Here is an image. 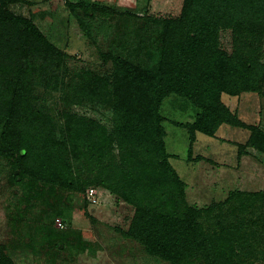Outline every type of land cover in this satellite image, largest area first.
I'll return each instance as SVG.
<instances>
[{"label": "trees", "instance_id": "trees-1", "mask_svg": "<svg viewBox=\"0 0 264 264\" xmlns=\"http://www.w3.org/2000/svg\"><path fill=\"white\" fill-rule=\"evenodd\" d=\"M151 1L145 16L162 22L155 69L112 57L109 77L83 72L80 82L65 86L59 75L49 73L50 65L36 68V56L54 61L56 51L30 20L7 11L21 0H0V156L11 160V181L26 189L27 201L54 196L57 185L78 190L75 184L81 179L79 192L98 185L133 206L125 235L152 258L173 264L197 259L205 264H244L242 239H235L239 218L228 226L220 219L211 225L205 221V209L185 205L184 184L164 149L159 107L169 95L194 104L200 113L191 132L213 136L221 124L242 127L220 96L257 89L256 77L264 70L255 58L261 49L264 0H168L161 6L179 9L169 7L159 14L150 13ZM84 14L91 18L93 12ZM221 29H231L236 38L239 48L232 55L219 46ZM41 82L50 95L64 92L65 105L86 101L107 107L110 119L102 123L71 110L57 111L53 124L50 111L31 95L30 87ZM247 129L254 132L248 144L264 151V135ZM73 163L84 170L73 171ZM40 182L44 186L37 187ZM223 203L245 224L248 213L256 217L253 224H264V214H258L264 192H234ZM18 219L21 222L22 214ZM46 237L49 244L67 239L64 232L47 231ZM252 237L262 246L260 236ZM0 264H12L1 245Z\"/></svg>", "mask_w": 264, "mask_h": 264}, {"label": "rangeland", "instance_id": "rangeland-1", "mask_svg": "<svg viewBox=\"0 0 264 264\" xmlns=\"http://www.w3.org/2000/svg\"><path fill=\"white\" fill-rule=\"evenodd\" d=\"M148 1L21 0L8 5L7 11L30 20L54 47L56 52L51 56L54 61L36 56V68L50 65L49 73L59 75L62 83L70 86L80 82L83 72L109 77L112 57L132 66L156 68L162 22L145 16ZM162 2L152 0L150 13L159 14L169 7L179 9V6H161L168 0ZM85 10L93 12L91 18L85 16ZM235 39L231 29L218 32L219 46L227 55L239 48ZM259 44L261 49L255 58L264 67V29ZM261 74L256 77V90L220 96V102L242 127L221 124L213 136L191 132L200 113L194 104L169 95L159 107L164 149L169 164L184 184L185 205L205 209L208 213L205 221L211 225L220 219L228 226L239 218L235 239H242L243 255L255 253L240 256L244 264H264V224H253L256 217L249 213L245 215L248 216L245 224L241 215L229 212L230 208L223 202L234 192H264V151L248 144L254 132L247 129H258L264 135V70ZM30 88L31 95L50 111L53 124L59 118L57 111L71 110L102 123L110 119V109L101 105H88L86 101L82 105H65L61 101L64 92L50 95L43 82ZM10 163V159L0 156V245L12 264H173L150 257L141 244L125 235L134 207L108 190L92 185L81 193L79 179L75 184L78 190L57 185L54 196L27 201L23 198L25 188L11 181ZM71 168L84 170L75 163ZM36 186L44 184L40 182ZM19 214H22L21 222ZM258 214H264V203ZM47 231L64 232L67 239L63 243L59 240L45 243ZM253 235L261 237L262 246L252 241ZM192 264L205 263L197 259Z\"/></svg>", "mask_w": 264, "mask_h": 264}]
</instances>
